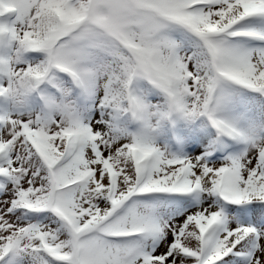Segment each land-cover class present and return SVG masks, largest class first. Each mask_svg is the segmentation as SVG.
Here are the masks:
<instances>
[{
  "label": "snow or ice",
  "instance_id": "obj_1",
  "mask_svg": "<svg viewBox=\"0 0 264 264\" xmlns=\"http://www.w3.org/2000/svg\"><path fill=\"white\" fill-rule=\"evenodd\" d=\"M0 264H264V0H0Z\"/></svg>",
  "mask_w": 264,
  "mask_h": 264
}]
</instances>
